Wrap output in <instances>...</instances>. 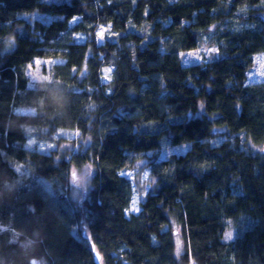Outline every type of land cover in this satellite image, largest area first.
<instances>
[{
	"label": "trees",
	"instance_id": "obj_1",
	"mask_svg": "<svg viewBox=\"0 0 264 264\" xmlns=\"http://www.w3.org/2000/svg\"><path fill=\"white\" fill-rule=\"evenodd\" d=\"M201 46L218 58L179 62ZM259 54L264 0H0V264H264V80L247 84ZM34 59L60 62L31 85ZM27 130L76 132L78 149H30ZM185 144L148 162L154 186L126 216L128 162Z\"/></svg>",
	"mask_w": 264,
	"mask_h": 264
},
{
	"label": "rangeland",
	"instance_id": "obj_2",
	"mask_svg": "<svg viewBox=\"0 0 264 264\" xmlns=\"http://www.w3.org/2000/svg\"><path fill=\"white\" fill-rule=\"evenodd\" d=\"M110 30L109 26H100L96 31V40L98 44H103L107 38V34ZM218 58V51L215 47L201 46L195 50L181 52L178 54L179 62L184 65H194L200 63H207L211 60ZM253 68L247 75V84L260 83L264 80V54H259L253 58ZM59 60H46V59H34L27 67V74L31 85H35L36 82L44 76V72L47 73L50 66L55 63H59ZM109 68H104L102 71L103 81L106 82L109 77ZM24 113H33V110L26 108L21 109ZM28 134H31V130H27ZM30 132V133H29ZM220 133V131H219ZM28 148L35 149L40 152H49L57 149L60 152H75L78 149V133L60 131L54 136V142L45 143L37 140L36 137L29 135ZM226 141L232 142V139H227L225 136L217 135L215 138L209 141L211 146L220 145ZM243 136L239 137V143L244 149H251V146H244ZM190 148L189 145H178L174 147H164L154 152H148L137 155L132 158V161L127 164L120 175L128 179L132 186V198L128 210L125 212L126 216L137 214L140 210V204L154 186V179L149 175L148 162L152 160L161 161L165 160L171 155L184 154ZM256 151V150H253ZM258 151V149H257ZM92 175V170L89 167L82 168L81 170L72 169L70 174V197L74 200H78L82 197L89 186V179ZM229 235L231 238H229ZM234 238L233 230L227 231L224 235L225 241H231ZM178 249L180 244L177 240ZM177 249V250H178Z\"/></svg>",
	"mask_w": 264,
	"mask_h": 264
},
{
	"label": "snow or ice",
	"instance_id": "obj_3",
	"mask_svg": "<svg viewBox=\"0 0 264 264\" xmlns=\"http://www.w3.org/2000/svg\"><path fill=\"white\" fill-rule=\"evenodd\" d=\"M109 71H110V70H109ZM229 238H231L230 235H229Z\"/></svg>",
	"mask_w": 264,
	"mask_h": 264
}]
</instances>
